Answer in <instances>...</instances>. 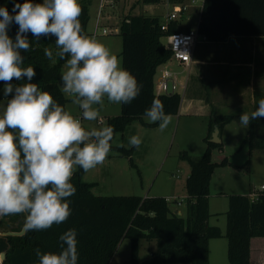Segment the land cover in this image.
I'll list each match as a JSON object with an SVG mask.
<instances>
[{"label": "trees", "instance_id": "trees-1", "mask_svg": "<svg viewBox=\"0 0 264 264\" xmlns=\"http://www.w3.org/2000/svg\"><path fill=\"white\" fill-rule=\"evenodd\" d=\"M137 1L149 4L162 0ZM23 2L0 0V7H7L9 13L14 14V3ZM79 3L83 9L80 17L82 27L88 33L90 0ZM162 23L159 15L143 11L129 12L122 18L119 32L123 40L122 67L129 70L142 87L139 96L130 104H121L120 114L108 117L107 126H112L114 133L123 131L131 119L142 118L154 98L163 102L166 114L179 112L182 96L178 91H155L157 71L172 55L165 37L179 29L180 21H170L167 30L162 29ZM17 30L18 25L13 23L9 36L14 39ZM198 30L212 42H224L233 36H264V0H204ZM28 36L31 47L22 53V66H32L36 76L31 82L37 83L42 91H48L67 110L70 98L61 91V74L66 59L55 57V37H41L40 41H36L30 33ZM45 48L53 51L55 63L45 56ZM25 82H28L26 77L22 81H13L14 84ZM3 86L0 82V88ZM255 98L253 111L258 107V93H255ZM236 115L214 111L210 134L205 138V152L201 156H192L187 152L182 154L191 167L186 179V215L173 211L167 198L161 195H95L92 192L94 183L85 181L84 171L77 168L71 179L76 193L68 198L72 210L68 220L45 231H31L23 235L0 233V254L6 253L3 264H39L36 250L39 249L41 254L59 252L60 235L72 228L77 230L78 264H110L125 238L131 240V260L134 264H211L210 240L223 235L219 226L209 223L210 181L216 166L211 159V151L216 146L222 149L223 145L210 138L216 123L221 131ZM243 144H247L250 151L264 149V118L250 120ZM226 215L225 236L230 264H252V253H258L260 247L264 249V190L258 191L257 200L241 193L229 195ZM24 220L23 214L1 217V222L14 231L23 228ZM143 239L156 241V249L144 261L140 254Z\"/></svg>", "mask_w": 264, "mask_h": 264}, {"label": "clouds", "instance_id": "clouds-1", "mask_svg": "<svg viewBox=\"0 0 264 264\" xmlns=\"http://www.w3.org/2000/svg\"><path fill=\"white\" fill-rule=\"evenodd\" d=\"M79 0H24L14 3L12 13L0 7V217L23 214V231H45L60 225L72 214L69 197L76 193L71 179L77 168L89 172L106 160L112 149L114 128H86L84 121L100 118L105 99L112 104H130L141 92L137 78L122 67L121 59L95 35L82 27ZM18 25L15 38L8 30ZM55 37V57L65 60L61 74L62 93L81 110V116L60 105L42 91L32 66L23 67V52L30 50L28 34ZM45 56L56 62L53 51ZM28 82L14 84L13 81ZM149 123L159 122L163 132L172 117L154 98L145 110ZM264 118V97L255 111L242 113L243 127ZM142 140L131 136L129 145L139 148ZM123 147V145H120ZM60 251L41 254L39 264H78L77 230L59 237Z\"/></svg>", "mask_w": 264, "mask_h": 264}, {"label": "rangeland", "instance_id": "rangeland-1", "mask_svg": "<svg viewBox=\"0 0 264 264\" xmlns=\"http://www.w3.org/2000/svg\"><path fill=\"white\" fill-rule=\"evenodd\" d=\"M81 1L83 0H79ZM169 9L167 0L149 4H142L137 0H117L115 3L107 0H90L87 34L95 35L122 61L123 40L119 32L124 15L129 12L143 11L159 15L165 21V15ZM184 21H182L183 24ZM195 21L196 14L193 13L187 23H192L194 26ZM104 29L109 30V33H104ZM10 30L11 26L8 34ZM175 62L177 63L173 59L167 64L176 70ZM163 67L165 64L161 68ZM183 73L182 76H185L186 73ZM3 88L4 86L0 88V101L11 98V96L4 97ZM179 93L183 98L182 87ZM238 99L237 95H232L228 100L221 101L218 98L216 102V105L221 108L218 112L236 113L237 117L226 124L224 132L222 131L219 135L223 145L222 149L216 146L211 151V159L216 166L210 181L209 210L211 216L209 223L219 226L223 232L221 237L210 240L211 264H230L228 239L225 236L229 195L237 193L250 195L258 192V189L264 185L262 184L264 183V149L250 151L248 145L243 144L248 126L243 127L239 122L242 113ZM67 110L71 111L74 116H81V110L77 105L72 104L71 100L67 103ZM120 113L121 104H112L105 99L104 106L100 109L99 119L101 121L99 122V119L84 121V125L86 128L107 126L108 117ZM170 115L171 123L163 132L159 130V122L149 123L143 116L131 119L123 131L114 133L111 142L112 149L104 163L83 174L85 181L94 183L92 192L95 195H139L143 197L161 195L167 198L171 209L178 207L185 211L184 206L178 205V201H184L188 196L186 179L191 167L182 154L187 152L192 156H201L205 152L207 148L205 138L210 134H208L210 118L203 112ZM131 136L141 138L142 143L139 148L129 145ZM121 144L123 147L120 146ZM224 159L227 160L226 163L223 162ZM5 229L9 230L1 222L0 217V231ZM155 243V240H141L142 260L151 256L156 249ZM254 254V258L260 257L257 252ZM110 264H134L131 260V240L129 238L122 240ZM164 264L184 263L167 262Z\"/></svg>", "mask_w": 264, "mask_h": 264}, {"label": "crops", "instance_id": "crops-1", "mask_svg": "<svg viewBox=\"0 0 264 264\" xmlns=\"http://www.w3.org/2000/svg\"><path fill=\"white\" fill-rule=\"evenodd\" d=\"M174 68L181 84L186 85L185 89L182 87L184 96L177 114L203 112L210 118L209 134L213 112L221 109L216 105L218 98L225 101L237 95L241 113L250 114L254 109L255 93L259 99L264 97V36H233L224 42H202L196 46L190 66L175 62ZM186 200L187 197L178 201L185 211L178 207L172 210L186 215ZM258 254L260 257L254 258L252 253V264H264V249L260 247Z\"/></svg>", "mask_w": 264, "mask_h": 264}, {"label": "built area", "instance_id": "built-area-1", "mask_svg": "<svg viewBox=\"0 0 264 264\" xmlns=\"http://www.w3.org/2000/svg\"><path fill=\"white\" fill-rule=\"evenodd\" d=\"M107 1L115 3L117 0ZM167 4L170 6V9L165 15L166 19L162 23V29L167 30L170 21H180L179 29L168 33L165 37L166 45L172 52L171 58L167 62L174 59L184 66H190L198 43L208 41L207 35L200 33L198 30V22L200 20L204 0H182L179 2L167 0ZM193 13L196 14L194 26L192 23H187L188 20L191 19V14ZM183 20H185L184 24L182 23ZM103 32L109 33V30L104 29ZM167 62L164 63L165 67L157 71L155 79V91L157 93L179 92L180 87L184 89L186 87L185 84H181L179 73L168 66ZM100 121L99 119V122ZM261 190H264V185H262L259 191ZM250 196L252 200H257L258 192L252 193ZM3 259L2 254H0V264H3Z\"/></svg>", "mask_w": 264, "mask_h": 264}, {"label": "water", "instance_id": "water-1", "mask_svg": "<svg viewBox=\"0 0 264 264\" xmlns=\"http://www.w3.org/2000/svg\"><path fill=\"white\" fill-rule=\"evenodd\" d=\"M219 132H220V129H219L218 124L216 123L214 125V130L212 132L213 134H212L211 141H213V142H220L221 141L219 138ZM0 233L5 234V235H23L25 232L23 231V228H22L20 231L6 230V231H0ZM1 254H2V257L5 258L6 253L3 252Z\"/></svg>", "mask_w": 264, "mask_h": 264}]
</instances>
